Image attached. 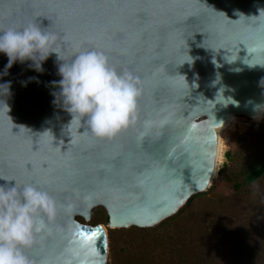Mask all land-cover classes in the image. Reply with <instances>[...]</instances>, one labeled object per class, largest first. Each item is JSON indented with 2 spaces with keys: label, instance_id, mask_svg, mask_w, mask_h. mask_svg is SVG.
<instances>
[{
  "label": "water",
  "instance_id": "obj_1",
  "mask_svg": "<svg viewBox=\"0 0 264 264\" xmlns=\"http://www.w3.org/2000/svg\"><path fill=\"white\" fill-rule=\"evenodd\" d=\"M135 4L152 6L138 16L124 6ZM33 21L62 37V55L103 51L142 82L135 125L98 140L52 103L56 54L42 73L26 62L0 77L11 81L9 110L0 107V184H38L57 206L49 231L26 255L35 264H59L84 227L98 230L95 264H106L107 228L154 227L207 191L220 130L234 117L257 116L255 107L264 104V48L256 47L264 40V0H0V25ZM6 63L0 53V71ZM97 207L106 225L87 223Z\"/></svg>",
  "mask_w": 264,
  "mask_h": 264
},
{
  "label": "clouds",
  "instance_id": "obj_2",
  "mask_svg": "<svg viewBox=\"0 0 264 264\" xmlns=\"http://www.w3.org/2000/svg\"><path fill=\"white\" fill-rule=\"evenodd\" d=\"M61 41L49 26L43 28L34 21L20 27L0 25V53L7 58L0 77L7 76L14 64L26 62L29 69L42 73L43 62L54 53L60 79L50 82L57 89L50 95L52 103L71 117L69 124L86 129L98 140L114 139L133 127L143 92L139 78L126 69L117 70L100 50L85 47L70 57L62 55L65 49ZM256 47L264 48V40ZM33 80L35 77L28 78V82ZM10 88L11 81L0 83V107L7 110ZM254 110L256 119L264 113V104ZM12 181L11 185L0 184V264H35L26 251L35 246L38 236L49 231L56 216V201L38 184ZM253 188L258 190L259 185L254 183ZM95 248L87 237L73 238L59 264H95Z\"/></svg>",
  "mask_w": 264,
  "mask_h": 264
},
{
  "label": "trees",
  "instance_id": "obj_3",
  "mask_svg": "<svg viewBox=\"0 0 264 264\" xmlns=\"http://www.w3.org/2000/svg\"><path fill=\"white\" fill-rule=\"evenodd\" d=\"M253 126L256 134L224 153L239 162L229 195L196 193L154 227L108 229L107 264H264V122ZM89 223L106 225L105 210L93 209Z\"/></svg>",
  "mask_w": 264,
  "mask_h": 264
},
{
  "label": "rangeland",
  "instance_id": "obj_4",
  "mask_svg": "<svg viewBox=\"0 0 264 264\" xmlns=\"http://www.w3.org/2000/svg\"><path fill=\"white\" fill-rule=\"evenodd\" d=\"M260 121L264 122V113L256 119L247 118L246 116H238L235 117L232 124L223 131V135L225 137V143H224L225 147L223 150L222 163L220 164L218 170L223 166V163H226L227 167L223 170L221 175L218 174V170H217L216 177L213 183L207 189V191L209 190V193H217L219 195H229L231 193L232 182L227 178L230 175L231 171L237 169L239 162L238 160H233V161L226 160L224 157V153L225 151L235 152L242 138L256 134L257 130L256 128H254L253 125L259 123ZM247 122H250V125H247L246 124ZM108 229L109 228H107V231ZM108 256H109V251L107 255L106 264L109 260Z\"/></svg>",
  "mask_w": 264,
  "mask_h": 264
},
{
  "label": "snow or ice",
  "instance_id": "obj_5",
  "mask_svg": "<svg viewBox=\"0 0 264 264\" xmlns=\"http://www.w3.org/2000/svg\"><path fill=\"white\" fill-rule=\"evenodd\" d=\"M125 7H134L136 9L137 15L139 16L144 9H146L147 7H150L152 5H147V4H135V5H124ZM61 35H63V33H61ZM12 133V129L9 132V135H11ZM32 151H33V145H32ZM35 151H38V147ZM33 151V152H35ZM25 163L28 165H30V167H28L29 169L32 168V164L29 161H25ZM44 171V167L42 166L39 170L34 171L33 175L36 176L38 175L39 172H43ZM47 183L51 184L54 182V177L49 176L48 179L46 180ZM79 233L81 236L83 237H87L88 239L92 240L95 243V238L99 235L98 230H90L84 227H80L79 229ZM95 251L97 252V249L95 248Z\"/></svg>",
  "mask_w": 264,
  "mask_h": 264
},
{
  "label": "bare ground",
  "instance_id": "obj_6",
  "mask_svg": "<svg viewBox=\"0 0 264 264\" xmlns=\"http://www.w3.org/2000/svg\"><path fill=\"white\" fill-rule=\"evenodd\" d=\"M234 118L226 126H224L219 132L216 165H215L214 174H213V177H212L210 185L213 183V181H214V179L216 177V172H217L220 164L222 163V159H223V150H224V147H225V144H224L225 143V137L223 135V131L232 124V122L234 121Z\"/></svg>",
  "mask_w": 264,
  "mask_h": 264
},
{
  "label": "built area",
  "instance_id": "obj_7",
  "mask_svg": "<svg viewBox=\"0 0 264 264\" xmlns=\"http://www.w3.org/2000/svg\"><path fill=\"white\" fill-rule=\"evenodd\" d=\"M247 118H250V117H247ZM246 124H247V125H250V122H247Z\"/></svg>",
  "mask_w": 264,
  "mask_h": 264
}]
</instances>
